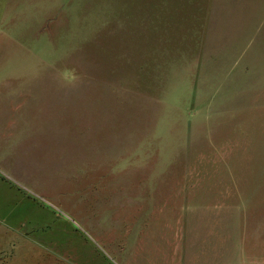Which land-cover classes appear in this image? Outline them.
Here are the masks:
<instances>
[{
    "label": "rangeland",
    "instance_id": "obj_1",
    "mask_svg": "<svg viewBox=\"0 0 264 264\" xmlns=\"http://www.w3.org/2000/svg\"><path fill=\"white\" fill-rule=\"evenodd\" d=\"M0 101V264H264V0H0Z\"/></svg>",
    "mask_w": 264,
    "mask_h": 264
},
{
    "label": "crops",
    "instance_id": "obj_2",
    "mask_svg": "<svg viewBox=\"0 0 264 264\" xmlns=\"http://www.w3.org/2000/svg\"><path fill=\"white\" fill-rule=\"evenodd\" d=\"M20 97H22V96H20ZM4 100L6 101V100H8V98H5ZM5 101H0V112L2 111L1 106H3L2 108L4 110H6V112H7L3 115V118L5 120L0 121V132L1 133L3 132L1 130H3V129H6V130L14 129V131H16V128L18 125V124L16 125V121L15 122L13 121V119L18 118V116L15 117V111H17V110L15 109V107L13 105L9 106L7 104H4ZM11 102L16 104V103H19L20 100H18L17 98L12 99V101L8 100V103H11ZM33 103L34 102H32V104ZM20 107H21V105H20ZM10 121L12 122V125L10 124ZM1 133H0V136H1ZM29 151H30V153H28V151H24V152L19 153L20 156H18V155L15 156L13 154H9V155L7 154V156H4L0 152V183L4 182L3 180L5 177H3V176H6L9 179L14 180V181H17V179L20 180L19 179L20 175L25 177L24 178L25 180L30 179L31 181H33L34 179H39V178H33L34 176H32V171H30V175L28 176V170L27 169L32 167V160L31 159L33 158V157H31L33 150H29ZM14 174H16L17 176L20 174L18 176L19 178L18 177L15 178ZM10 176L13 177L14 179L11 178ZM52 187H54V186L52 185ZM56 189H59V188H56ZM15 190L17 191V189H15ZM27 190H29V189H27ZM14 193H15V191L13 192V194ZM16 197L17 196H15V198ZM9 202H11V200Z\"/></svg>",
    "mask_w": 264,
    "mask_h": 264
}]
</instances>
